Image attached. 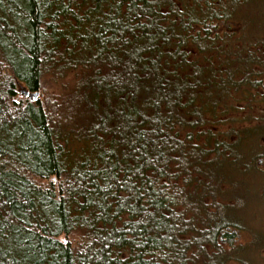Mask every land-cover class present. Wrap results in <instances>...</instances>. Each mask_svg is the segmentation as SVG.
Segmentation results:
<instances>
[{
	"label": "trees",
	"instance_id": "16d2710c",
	"mask_svg": "<svg viewBox=\"0 0 264 264\" xmlns=\"http://www.w3.org/2000/svg\"><path fill=\"white\" fill-rule=\"evenodd\" d=\"M76 71L77 129L18 101ZM263 161L264 0H0V264H252Z\"/></svg>",
	"mask_w": 264,
	"mask_h": 264
},
{
	"label": "rangeland",
	"instance_id": "374dc122",
	"mask_svg": "<svg viewBox=\"0 0 264 264\" xmlns=\"http://www.w3.org/2000/svg\"><path fill=\"white\" fill-rule=\"evenodd\" d=\"M80 77L81 72L78 71L75 73L51 72L43 76L42 87L36 99H39L43 106L54 112V117L57 119L55 127L58 130H61L64 125L69 127L76 120L79 126L74 128L80 127V123L83 124V117H85L86 111L92 107L86 101V91L88 90L86 81L83 82ZM82 77H84V74ZM17 93L18 101L33 100V98L24 96L20 89H18ZM226 168L229 169L228 167ZM233 176L232 183L234 187L233 189L231 187L233 193L231 195V192H224V201L227 198H234L233 200L228 199L231 203H234L229 204L231 210L234 209L239 212V217L246 226L241 233V239L249 248H252L253 242L264 239V173L252 174L248 177L241 174H234ZM37 182L39 184V181ZM45 183L40 182V184ZM251 251L256 259L252 264H264V257L261 256L263 252L257 253V251L252 249Z\"/></svg>",
	"mask_w": 264,
	"mask_h": 264
},
{
	"label": "water",
	"instance_id": "95a60500",
	"mask_svg": "<svg viewBox=\"0 0 264 264\" xmlns=\"http://www.w3.org/2000/svg\"><path fill=\"white\" fill-rule=\"evenodd\" d=\"M21 93H22L24 96H28V97L33 98V99H36L37 96H38L37 93H35V94H30V93L26 92L24 89H21Z\"/></svg>",
	"mask_w": 264,
	"mask_h": 264
},
{
	"label": "bare ground",
	"instance_id": "6f19581e",
	"mask_svg": "<svg viewBox=\"0 0 264 264\" xmlns=\"http://www.w3.org/2000/svg\"><path fill=\"white\" fill-rule=\"evenodd\" d=\"M38 94V93H37ZM22 95V94H21Z\"/></svg>",
	"mask_w": 264,
	"mask_h": 264
}]
</instances>
